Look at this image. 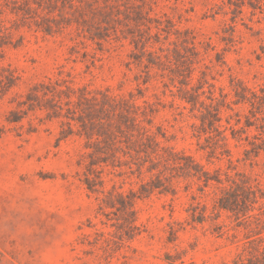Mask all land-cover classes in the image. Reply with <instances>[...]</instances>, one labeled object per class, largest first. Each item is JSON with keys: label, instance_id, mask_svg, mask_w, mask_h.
Instances as JSON below:
<instances>
[{"label": "rangeland", "instance_id": "obj_1", "mask_svg": "<svg viewBox=\"0 0 264 264\" xmlns=\"http://www.w3.org/2000/svg\"><path fill=\"white\" fill-rule=\"evenodd\" d=\"M0 264H264V0H0Z\"/></svg>", "mask_w": 264, "mask_h": 264}, {"label": "trees", "instance_id": "obj_2", "mask_svg": "<svg viewBox=\"0 0 264 264\" xmlns=\"http://www.w3.org/2000/svg\"><path fill=\"white\" fill-rule=\"evenodd\" d=\"M222 209H227V206H225V205H223V204H221V206H220Z\"/></svg>", "mask_w": 264, "mask_h": 264}]
</instances>
